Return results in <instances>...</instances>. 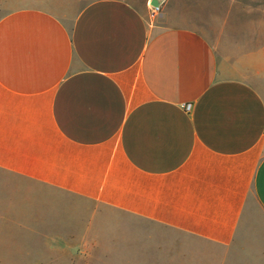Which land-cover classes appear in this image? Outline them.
I'll return each instance as SVG.
<instances>
[{"label":"crops","instance_id":"crops-1","mask_svg":"<svg viewBox=\"0 0 264 264\" xmlns=\"http://www.w3.org/2000/svg\"><path fill=\"white\" fill-rule=\"evenodd\" d=\"M59 2L0 18V183L264 264V36L213 45L170 1L154 17L146 0H87L68 19Z\"/></svg>","mask_w":264,"mask_h":264},{"label":"rangeland","instance_id":"rangeland-1","mask_svg":"<svg viewBox=\"0 0 264 264\" xmlns=\"http://www.w3.org/2000/svg\"><path fill=\"white\" fill-rule=\"evenodd\" d=\"M23 0H0V18ZM87 0H61L69 18ZM138 6L143 0H128ZM147 1V0H146ZM211 44L226 32L264 36V0H165ZM146 3V2H145ZM160 11L154 15L156 17ZM25 192V191H24ZM77 198L40 189L32 198L0 183V264H217L220 253L177 251L175 238ZM247 209L259 214L251 196Z\"/></svg>","mask_w":264,"mask_h":264},{"label":"built area","instance_id":"built-area-1","mask_svg":"<svg viewBox=\"0 0 264 264\" xmlns=\"http://www.w3.org/2000/svg\"><path fill=\"white\" fill-rule=\"evenodd\" d=\"M164 1L165 0H155V5H151L150 0H147L146 6L152 14H157L160 11V8L163 5ZM182 108L185 112H189L190 104H184Z\"/></svg>","mask_w":264,"mask_h":264},{"label":"water","instance_id":"water-1","mask_svg":"<svg viewBox=\"0 0 264 264\" xmlns=\"http://www.w3.org/2000/svg\"><path fill=\"white\" fill-rule=\"evenodd\" d=\"M151 5H155V0H150Z\"/></svg>","mask_w":264,"mask_h":264}]
</instances>
